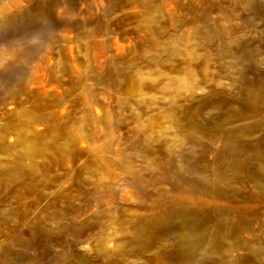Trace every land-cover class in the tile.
<instances>
[{"label": "rangeland", "instance_id": "374dc122", "mask_svg": "<svg viewBox=\"0 0 264 264\" xmlns=\"http://www.w3.org/2000/svg\"><path fill=\"white\" fill-rule=\"evenodd\" d=\"M6 23L0 264H264V0H0Z\"/></svg>", "mask_w": 264, "mask_h": 264}, {"label": "bare ground", "instance_id": "6f19581e", "mask_svg": "<svg viewBox=\"0 0 264 264\" xmlns=\"http://www.w3.org/2000/svg\"><path fill=\"white\" fill-rule=\"evenodd\" d=\"M10 25V24H9ZM8 23L6 24H0V30L4 27V26H9ZM191 243L194 245H198L200 244V242L202 241V237L201 235H198L197 233H193L191 236Z\"/></svg>", "mask_w": 264, "mask_h": 264}]
</instances>
